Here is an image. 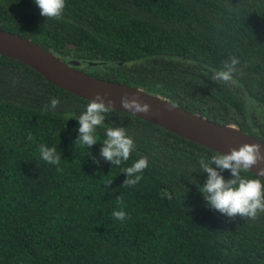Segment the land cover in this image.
<instances>
[{
	"label": "trees",
	"instance_id": "obj_1",
	"mask_svg": "<svg viewBox=\"0 0 264 264\" xmlns=\"http://www.w3.org/2000/svg\"><path fill=\"white\" fill-rule=\"evenodd\" d=\"M0 28L264 143V0H66L59 20L34 0H0ZM233 56V80L216 82ZM89 102L0 55V264H264V212L230 218L199 191L200 160L218 152L116 109L96 145L75 144ZM108 127L135 140L120 166L100 155ZM42 144L59 166L41 159ZM142 157L143 179L123 186ZM120 208L124 222L111 215Z\"/></svg>",
	"mask_w": 264,
	"mask_h": 264
},
{
	"label": "clouds",
	"instance_id": "obj_2",
	"mask_svg": "<svg viewBox=\"0 0 264 264\" xmlns=\"http://www.w3.org/2000/svg\"><path fill=\"white\" fill-rule=\"evenodd\" d=\"M34 2L39 7L41 16L46 19L59 20L66 8V0H34ZM239 63L237 57H231L224 63L223 69L214 71L213 79L216 82H231ZM114 103L113 100L108 99L107 94L98 93L95 99L90 100L86 110L75 118L79 122V135L75 144L84 145L89 149L98 143L96 131L105 123L106 115L114 110ZM120 103L123 109L132 114H148L151 111V105L141 102L138 96L130 97L125 94ZM58 106L59 100L53 98L50 107L56 109ZM45 111H48L47 106ZM135 147L134 138L127 134L125 128L108 127L100 155L106 162L120 166L130 159ZM39 153L41 159L49 165H60L61 154L55 147L42 144L39 147ZM261 162H264V150L260 144H244L239 149L233 148L228 154L215 153L208 161L201 159V168L208 174V178L206 183L199 187V191L203 194L207 204L221 214L230 218L239 215L255 219L259 213L264 212V181L258 178H248L242 173H249L254 166ZM148 167L147 157H142L131 166L126 167L124 173L128 179L125 180L123 186L132 187L139 184ZM57 170L61 171L62 169L58 167ZM225 170L231 173L233 179L226 180L224 178L221 173ZM260 173L264 175V168L260 169ZM112 183V181H108L106 186ZM111 215L120 222L129 218L123 208L113 211Z\"/></svg>",
	"mask_w": 264,
	"mask_h": 264
},
{
	"label": "water",
	"instance_id": "obj_3",
	"mask_svg": "<svg viewBox=\"0 0 264 264\" xmlns=\"http://www.w3.org/2000/svg\"><path fill=\"white\" fill-rule=\"evenodd\" d=\"M0 55L20 61L53 85L89 101L95 99L98 93L107 94L108 99L115 102L114 109L131 114L218 153L228 154L233 148L239 149L244 144H260L264 150L263 142L242 131L234 123H216L140 87L92 76L76 68L80 61L73 59L63 61L37 43L1 28ZM88 64L95 65L96 62ZM125 94L130 97L138 96L141 102L151 105V111L148 114H132L123 109L120 101ZM262 168L264 162L254 166L250 172L264 181V175L260 173Z\"/></svg>",
	"mask_w": 264,
	"mask_h": 264
}]
</instances>
